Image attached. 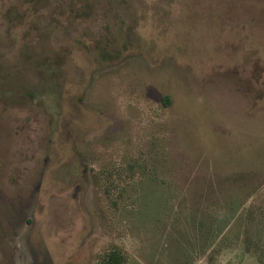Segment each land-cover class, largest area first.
Here are the masks:
<instances>
[{"label": "rangeland", "instance_id": "obj_1", "mask_svg": "<svg viewBox=\"0 0 264 264\" xmlns=\"http://www.w3.org/2000/svg\"><path fill=\"white\" fill-rule=\"evenodd\" d=\"M111 251L264 264V0H0V264Z\"/></svg>", "mask_w": 264, "mask_h": 264}, {"label": "trees", "instance_id": "obj_2", "mask_svg": "<svg viewBox=\"0 0 264 264\" xmlns=\"http://www.w3.org/2000/svg\"><path fill=\"white\" fill-rule=\"evenodd\" d=\"M98 264H123V260L120 253L117 251H111L107 255L106 259L102 260Z\"/></svg>", "mask_w": 264, "mask_h": 264}]
</instances>
